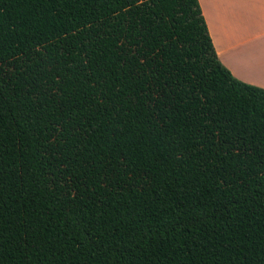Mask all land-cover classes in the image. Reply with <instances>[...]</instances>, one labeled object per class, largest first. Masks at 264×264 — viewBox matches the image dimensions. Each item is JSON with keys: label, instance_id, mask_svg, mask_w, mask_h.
<instances>
[{"label": "trees", "instance_id": "16d2710c", "mask_svg": "<svg viewBox=\"0 0 264 264\" xmlns=\"http://www.w3.org/2000/svg\"><path fill=\"white\" fill-rule=\"evenodd\" d=\"M0 264H264V89L199 0H0Z\"/></svg>", "mask_w": 264, "mask_h": 264}, {"label": "crops", "instance_id": "0c3cea01", "mask_svg": "<svg viewBox=\"0 0 264 264\" xmlns=\"http://www.w3.org/2000/svg\"><path fill=\"white\" fill-rule=\"evenodd\" d=\"M222 65L264 89V0H199Z\"/></svg>", "mask_w": 264, "mask_h": 264}]
</instances>
